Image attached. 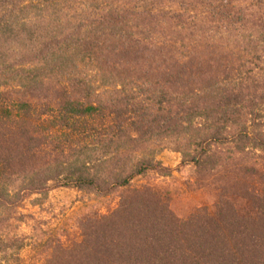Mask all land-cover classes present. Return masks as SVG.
<instances>
[{
	"label": "trees",
	"instance_id": "obj_1",
	"mask_svg": "<svg viewBox=\"0 0 264 264\" xmlns=\"http://www.w3.org/2000/svg\"><path fill=\"white\" fill-rule=\"evenodd\" d=\"M193 168L209 205L178 216ZM68 189L116 196L76 238L20 212ZM26 226L30 237L19 234ZM264 264V0H0V262Z\"/></svg>",
	"mask_w": 264,
	"mask_h": 264
},
{
	"label": "rangeland",
	"instance_id": "obj_2",
	"mask_svg": "<svg viewBox=\"0 0 264 264\" xmlns=\"http://www.w3.org/2000/svg\"><path fill=\"white\" fill-rule=\"evenodd\" d=\"M156 161L163 168L169 169L171 176L163 178L148 174L133 181L132 187L155 183L161 188H167L170 206L178 216H185L195 207L212 203L213 198L209 192L191 191L188 183L193 179L194 170L192 167L180 165L179 154L164 150L157 154ZM117 202L116 196L102 198L75 190L60 189L48 193L45 197L31 196L23 203L20 212L38 218L46 236L51 233L71 239L76 238L77 221L81 217L92 213L106 215L116 208ZM19 234L30 237L31 232L28 227L22 226ZM12 264H35L34 254L26 247L20 252L18 261Z\"/></svg>",
	"mask_w": 264,
	"mask_h": 264
}]
</instances>
